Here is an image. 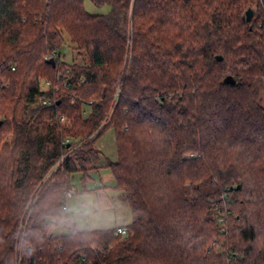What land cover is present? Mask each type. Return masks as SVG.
<instances>
[{"label":"trees","instance_id":"trees-1","mask_svg":"<svg viewBox=\"0 0 264 264\" xmlns=\"http://www.w3.org/2000/svg\"><path fill=\"white\" fill-rule=\"evenodd\" d=\"M89 1L0 0V264H264V0ZM111 128L128 235L57 234Z\"/></svg>","mask_w":264,"mask_h":264},{"label":"rangeland","instance_id":"rangeland-1","mask_svg":"<svg viewBox=\"0 0 264 264\" xmlns=\"http://www.w3.org/2000/svg\"><path fill=\"white\" fill-rule=\"evenodd\" d=\"M84 6L88 13L93 15H105L111 10L110 6L97 7L89 0H84ZM67 64L87 65L88 57L82 56L74 50L68 36L66 46L61 50ZM49 82L41 80V89L48 90ZM87 116L91 109L85 107ZM75 142L76 139H72ZM95 146L102 153L100 162L101 169L93 171L86 190L82 188L80 177L74 179L75 189L71 190L74 195L68 200V208H74L71 217L76 227L80 230L110 229L129 225L132 220V212L125 200L123 193L117 189L115 179L111 170L107 167L109 163L117 161V145L114 130L108 129L97 139ZM70 223L63 221L56 229L57 234L68 233Z\"/></svg>","mask_w":264,"mask_h":264},{"label":"built area","instance_id":"built-area-1","mask_svg":"<svg viewBox=\"0 0 264 264\" xmlns=\"http://www.w3.org/2000/svg\"><path fill=\"white\" fill-rule=\"evenodd\" d=\"M13 70H15V67L12 68ZM49 84V83H48ZM50 85V84H49ZM43 103L46 105V104H49V102L47 101H43ZM64 119V118H63ZM64 158L61 159V162H63ZM74 195V193L72 191H70L68 193V200ZM68 201L65 203V209L68 208ZM115 235L116 236H126L128 235V229L126 227H118L115 231Z\"/></svg>","mask_w":264,"mask_h":264},{"label":"water","instance_id":"water-1","mask_svg":"<svg viewBox=\"0 0 264 264\" xmlns=\"http://www.w3.org/2000/svg\"><path fill=\"white\" fill-rule=\"evenodd\" d=\"M253 15H254V11H253V9H251V8H249L248 10H247V12H246V14H245V18H246V21L248 22V23H250L251 21H252V18H253ZM251 29H252V27H251ZM217 58V60L219 61V62H222L223 61V56H217L216 57ZM50 63L53 65V66H55V61L52 59V60H50ZM226 82L227 83H232V84H234V82L232 81V78L231 77H227L226 78Z\"/></svg>","mask_w":264,"mask_h":264},{"label":"clouds","instance_id":"clouds-1","mask_svg":"<svg viewBox=\"0 0 264 264\" xmlns=\"http://www.w3.org/2000/svg\"><path fill=\"white\" fill-rule=\"evenodd\" d=\"M74 211H75V209L71 208V207L61 210V216H62V218L64 219L65 222H67V221L72 219L70 214L73 213Z\"/></svg>","mask_w":264,"mask_h":264},{"label":"crops","instance_id":"crops-1","mask_svg":"<svg viewBox=\"0 0 264 264\" xmlns=\"http://www.w3.org/2000/svg\"><path fill=\"white\" fill-rule=\"evenodd\" d=\"M123 227H126V226H123Z\"/></svg>","mask_w":264,"mask_h":264}]
</instances>
